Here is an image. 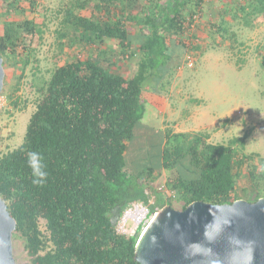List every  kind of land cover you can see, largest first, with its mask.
I'll use <instances>...</instances> for the list:
<instances>
[{"label":"trees","instance_id":"trees-1","mask_svg":"<svg viewBox=\"0 0 264 264\" xmlns=\"http://www.w3.org/2000/svg\"><path fill=\"white\" fill-rule=\"evenodd\" d=\"M43 1L0 0L4 92L19 91L24 70L16 75L14 67L28 65L44 40L46 19L37 15ZM141 2L77 1L75 9L90 11L88 17L65 10L57 32L60 47L67 41L93 52L62 63L43 82L23 143L0 158V197L17 221L13 239H21L30 264H140L138 236L117 225L134 203L154 211L173 207L177 198L185 210L194 202L264 198V157L246 153L248 134L213 144L205 133L168 129L163 137L145 125L146 86L171 75L189 51L200 55L194 34L205 0ZM241 2L248 27L264 17V0ZM224 22L211 24L209 32L229 38ZM108 41L118 44L120 62L138 57L132 76L121 73L104 48ZM259 55L264 68V52ZM8 76L14 78L10 89ZM142 129L146 139L138 134ZM30 151L40 153L46 165L47 178L39 185L28 167ZM163 171L170 175L171 196L167 201L158 196L151 206L147 191Z\"/></svg>","mask_w":264,"mask_h":264},{"label":"rangeland","instance_id":"rangeland-1","mask_svg":"<svg viewBox=\"0 0 264 264\" xmlns=\"http://www.w3.org/2000/svg\"><path fill=\"white\" fill-rule=\"evenodd\" d=\"M77 1L85 0H44L42 10L37 13L46 19L44 40L28 65L21 61L14 67L18 71L16 75L24 70L19 91L3 90L0 96V158L23 143L39 100L38 88L43 82L48 81L62 63L93 52V49L84 50L77 44L69 45L67 41L63 48L59 45L57 32L63 26L65 10L75 9ZM145 2L142 0L140 4ZM242 5L241 0H205L202 17L196 23L200 31L197 34L190 32L198 39L200 55L189 51L179 64L175 62L178 66L171 75L160 83L146 86L143 97L149 109L146 123H143L154 128L157 135L164 137L168 129L175 133H205L209 135L210 143L229 144L232 139L248 134L246 153L264 157V68L263 56L259 55L260 51L264 52V17H259L252 27H248L241 19L245 18ZM74 11L81 16H90L87 10ZM15 14L20 16V13ZM221 21L230 28V37L225 40L209 32L211 24L217 25ZM2 28L0 20V31ZM104 48L118 62L121 73L132 76L137 69L138 57L120 62L122 55L117 43L108 41ZM189 56L194 60L193 68L188 67ZM6 68L11 75L15 72L13 67ZM8 77L10 89L14 78ZM144 133L145 129L138 132L145 138ZM169 176V172L163 171L151 185L152 189L147 191L154 205L158 196L163 200L171 196L166 186ZM172 205L181 210L183 202L174 198ZM13 252L18 263L30 264L21 239H13Z\"/></svg>","mask_w":264,"mask_h":264},{"label":"water","instance_id":"water-1","mask_svg":"<svg viewBox=\"0 0 264 264\" xmlns=\"http://www.w3.org/2000/svg\"><path fill=\"white\" fill-rule=\"evenodd\" d=\"M6 71L0 55V95ZM16 219L0 197V264H20L13 252ZM140 264H264V198L185 210L161 209L138 238Z\"/></svg>","mask_w":264,"mask_h":264},{"label":"built area","instance_id":"built-area-1","mask_svg":"<svg viewBox=\"0 0 264 264\" xmlns=\"http://www.w3.org/2000/svg\"><path fill=\"white\" fill-rule=\"evenodd\" d=\"M198 19L197 17L196 23ZM187 62L189 68L194 67L192 57L189 56ZM150 205L154 206V202L150 201ZM159 211V209L152 211L149 206L134 203L119 217L117 221L118 228L129 235H137L139 238Z\"/></svg>","mask_w":264,"mask_h":264},{"label":"clouds","instance_id":"clouds-1","mask_svg":"<svg viewBox=\"0 0 264 264\" xmlns=\"http://www.w3.org/2000/svg\"><path fill=\"white\" fill-rule=\"evenodd\" d=\"M28 167L32 170L34 184H42L47 178L46 165L40 153L30 151L28 153Z\"/></svg>","mask_w":264,"mask_h":264},{"label":"crops","instance_id":"crops-1","mask_svg":"<svg viewBox=\"0 0 264 264\" xmlns=\"http://www.w3.org/2000/svg\"><path fill=\"white\" fill-rule=\"evenodd\" d=\"M157 101V98L154 100V102H156ZM167 108H165V110H166Z\"/></svg>","mask_w":264,"mask_h":264}]
</instances>
